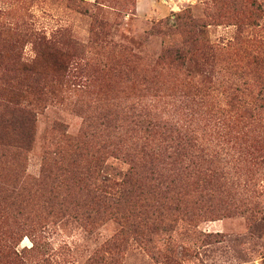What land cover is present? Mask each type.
<instances>
[{
	"label": "rangeland",
	"instance_id": "rangeland-1",
	"mask_svg": "<svg viewBox=\"0 0 264 264\" xmlns=\"http://www.w3.org/2000/svg\"><path fill=\"white\" fill-rule=\"evenodd\" d=\"M0 264H264V0H0Z\"/></svg>",
	"mask_w": 264,
	"mask_h": 264
}]
</instances>
